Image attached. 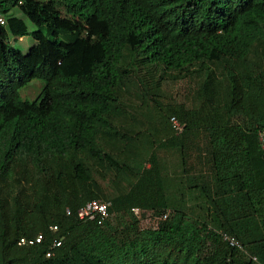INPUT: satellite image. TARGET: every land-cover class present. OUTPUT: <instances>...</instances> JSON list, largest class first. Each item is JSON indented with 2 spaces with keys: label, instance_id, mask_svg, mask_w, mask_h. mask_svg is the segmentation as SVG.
Returning <instances> with one entry per match:
<instances>
[{
  "label": "trees",
  "instance_id": "1",
  "mask_svg": "<svg viewBox=\"0 0 264 264\" xmlns=\"http://www.w3.org/2000/svg\"><path fill=\"white\" fill-rule=\"evenodd\" d=\"M0 16L13 37L34 27L25 54L0 37V264H264V0H0ZM94 199L101 224L76 215ZM130 207L168 215L140 228Z\"/></svg>",
  "mask_w": 264,
  "mask_h": 264
},
{
  "label": "rangeland",
  "instance_id": "2",
  "mask_svg": "<svg viewBox=\"0 0 264 264\" xmlns=\"http://www.w3.org/2000/svg\"><path fill=\"white\" fill-rule=\"evenodd\" d=\"M16 15L20 17L18 13H16ZM24 21L27 26V32L34 29V27L26 19H24ZM27 32L20 36L13 37L7 31L5 25H0V37L2 38V40L9 46L12 51H18L21 54L27 53L29 47L34 44V41L32 40V38H30ZM42 84L43 81L41 79L30 80L26 83V85L18 89L19 97L25 100L34 99L39 93ZM191 85H193L192 79L178 80L176 82H164L161 87V92L163 94V98L161 99V101L164 104L167 103V101L171 102V99L173 98L175 100H181L184 95L189 93V87ZM155 110L157 109L155 108ZM155 155L159 162L163 165L164 173H168L173 170L176 171L180 168L179 154L175 150V148H156ZM101 189H103L107 193L106 195L109 197V192L111 191L109 186L108 188H105V186L102 185ZM188 202L191 203L192 201L189 200ZM151 221V217H147L144 215L143 218L139 221L138 226L140 228L151 226Z\"/></svg>",
  "mask_w": 264,
  "mask_h": 264
},
{
  "label": "built area",
  "instance_id": "3",
  "mask_svg": "<svg viewBox=\"0 0 264 264\" xmlns=\"http://www.w3.org/2000/svg\"><path fill=\"white\" fill-rule=\"evenodd\" d=\"M4 24V19L0 16V25ZM169 123L171 125L172 131L175 134H178L181 132L182 125L178 122V120L170 116L169 117ZM258 142L260 146L263 148L264 147V130H261L258 132ZM107 205L105 201L99 200V199H94V200H89L85 202L83 205H81L77 211L76 215L79 219H85V220H94L96 224H101L103 220H105L108 217V211H107ZM130 213L138 220L140 221L143 216H149L152 218V220L157 222V220H164L167 215L168 211L161 212L158 215H153L152 210L140 208V207H130L129 209ZM66 214L69 213L68 210L65 211ZM52 228H55L54 226ZM40 235H37L34 238V241H38V238ZM221 239L229 246L235 247V248H240V244L231 236L222 233L221 234ZM22 239H19V242H22ZM18 242V243H19ZM27 243H31V241H27ZM53 245L57 246L59 245V242L54 240ZM46 255H51V253H46ZM252 261H255V257H251Z\"/></svg>",
  "mask_w": 264,
  "mask_h": 264
},
{
  "label": "clouds",
  "instance_id": "4",
  "mask_svg": "<svg viewBox=\"0 0 264 264\" xmlns=\"http://www.w3.org/2000/svg\"><path fill=\"white\" fill-rule=\"evenodd\" d=\"M3 18V17H2ZM4 25V24H3Z\"/></svg>",
  "mask_w": 264,
  "mask_h": 264
}]
</instances>
